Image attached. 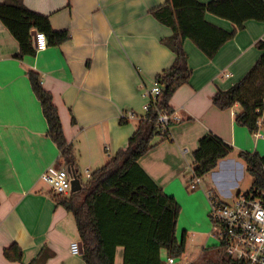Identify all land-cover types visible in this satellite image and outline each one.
<instances>
[{"label":"crops","instance_id":"obj_1","mask_svg":"<svg viewBox=\"0 0 264 264\" xmlns=\"http://www.w3.org/2000/svg\"><path fill=\"white\" fill-rule=\"evenodd\" d=\"M165 2L24 0L31 10L47 14L55 30H68L71 38L23 58L18 57L19 43L0 20V264H31L36 259L37 264H86L82 254L71 253V243L81 242L73 214L57 202L51 186L41 178L50 167L69 166L48 136V123L28 72H39L42 85L53 95L83 185L89 174L127 147L139 117L147 112V90L156 84L157 74L174 62L175 54L161 43L173 30L151 14ZM206 19L225 30L233 29L229 20L214 14L207 13ZM260 40L264 41V22L256 20L247 21L213 59L187 39L185 50L193 75L171 98L177 117L172 137L155 138L154 147L139 160L146 174L176 198L181 210L200 214L196 221L200 230L185 229L188 235L211 233L210 189L226 201L243 192L240 182L248 170L239 153L264 156V127L250 133L235 121L239 104L227 110L213 104L219 89H229L255 65L262 54L256 46ZM126 116L129 122L122 125L121 118ZM208 133L234 150L201 177L196 190L200 191L191 192L194 153ZM82 167L88 173L86 181L81 178ZM187 242L188 238L186 247ZM13 243L23 249L22 262L4 256V249ZM215 251L208 239L200 263L211 260L207 254ZM124 256L125 248L117 247L115 264H123ZM167 256L163 249V261Z\"/></svg>","mask_w":264,"mask_h":264},{"label":"trees","instance_id":"obj_2","mask_svg":"<svg viewBox=\"0 0 264 264\" xmlns=\"http://www.w3.org/2000/svg\"><path fill=\"white\" fill-rule=\"evenodd\" d=\"M207 13L229 20L233 29L228 31L210 23L206 19ZM151 14L173 30L171 36L161 39V43L175 54L172 65L156 76L161 92L152 98L147 112L139 117L126 148L113 156L108 164L93 171L81 190L70 196L55 197L75 218L86 264H115L119 246L125 248L123 264H164L163 249L175 258L185 254L187 232L184 231L181 240L177 237L181 205L146 174L139 160L154 147L155 138L172 137L171 127L177 121L171 119L163 126L159 118L163 112L174 113L171 98L193 75L185 50L186 40L193 41L209 59H213L245 28L247 21L264 22V0H211L207 3L166 0L152 9ZM0 20L19 43V58L36 55L33 31L44 32L49 46H58L71 38L68 30H55L47 14L31 10L24 0H0ZM256 46L262 54L255 65L239 82L227 90L219 89L213 96V104L221 110L239 104L235 121L250 133L259 131L264 115V41H258ZM28 75L48 123V136L60 149L65 164L78 171L76 155L65 136L52 93L42 85L39 72L32 69ZM120 122L124 125L129 119L122 117ZM233 150L220 137L206 134L194 153L193 175L203 177L210 173ZM239 156L254 178L252 188H264V156L245 151ZM4 256L9 261L22 262L23 249L13 243L4 249ZM37 261L31 264H37Z\"/></svg>","mask_w":264,"mask_h":264},{"label":"built area","instance_id":"obj_3","mask_svg":"<svg viewBox=\"0 0 264 264\" xmlns=\"http://www.w3.org/2000/svg\"><path fill=\"white\" fill-rule=\"evenodd\" d=\"M35 39L37 51L47 49L48 39L44 32H37ZM161 90L162 87L157 83L151 90H147L149 103ZM130 116L133 114L130 113ZM171 119L177 120L175 113L163 112L159 122L165 126ZM262 127H264V118L260 120V129ZM69 168L50 167L42 174L41 178L51 186L55 195L70 196L73 192L74 178L80 179L75 169L73 168L75 171L73 174ZM200 183L201 177L193 175L188 189L191 192L196 191ZM207 195L209 214L213 224L212 232L218 238L215 252L221 255L219 262L221 264H264V188L255 187L240 192L232 201L223 200L213 189H210ZM70 249L72 254L79 255L80 242H72ZM164 264H177V260L168 255Z\"/></svg>","mask_w":264,"mask_h":264},{"label":"rangeland","instance_id":"obj_4","mask_svg":"<svg viewBox=\"0 0 264 264\" xmlns=\"http://www.w3.org/2000/svg\"><path fill=\"white\" fill-rule=\"evenodd\" d=\"M81 173H82V176H81L82 180L86 181V179L88 178L86 167H82ZM252 181H253V177L251 176V174H249L247 171H244V180L240 182L239 188L243 192L247 191L251 187ZM48 186L50 187L49 184ZM209 212H210V208H208L207 215H208V219L211 222V217H210ZM198 218H201L198 212L184 210V209L181 210L179 220H178V226H177V229H178L177 236L180 240L183 236L185 229L186 230L193 229L195 231L200 230V227L196 225V221L198 220ZM208 229L211 230V233L210 232H205V233L204 232L203 233L193 232L192 234H189V235L187 234L188 242H187V247H186V253L181 258H176L177 264L178 263L179 264H187V263L190 264L195 261L196 262L194 264H199L200 263L199 259L202 256L203 246L205 245L206 241L209 239V242L211 241L213 245L216 246L218 244V238L215 235H213V232H212V229H213L212 222H211V225L208 227ZM207 255H208L207 256L208 259H212V260H207V262H211V263H214V262L217 263L219 259L221 258V255L218 252H213Z\"/></svg>","mask_w":264,"mask_h":264},{"label":"water","instance_id":"obj_5","mask_svg":"<svg viewBox=\"0 0 264 264\" xmlns=\"http://www.w3.org/2000/svg\"><path fill=\"white\" fill-rule=\"evenodd\" d=\"M33 36H34V37L36 36V31H33ZM69 171H70L71 173L75 174V171H74L73 168L70 167V168H69ZM72 185H73V187H72L73 192H77V191H79V190L82 189L81 181H80V179L77 178V177L74 178V180H73V182H72ZM80 245H81V251H80V254H83V251H84L83 243L80 242Z\"/></svg>","mask_w":264,"mask_h":264}]
</instances>
